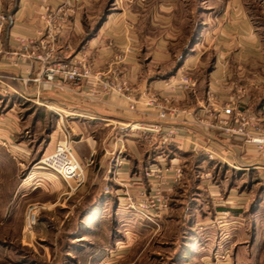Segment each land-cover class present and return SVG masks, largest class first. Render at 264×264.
Listing matches in <instances>:
<instances>
[{
	"label": "crops",
	"instance_id": "obj_1",
	"mask_svg": "<svg viewBox=\"0 0 264 264\" xmlns=\"http://www.w3.org/2000/svg\"><path fill=\"white\" fill-rule=\"evenodd\" d=\"M93 1L49 0V6L53 8L62 3H68L69 7L67 16L57 21L61 23V29L53 40L40 16L45 13L42 12L43 0H0V13L8 17L0 35V93L10 95L11 99H24L26 103L38 105L45 113L37 121L50 123V119L55 117L58 124L50 141L53 137L56 139L52 149L49 151L47 148L44 154L54 150L61 138L60 127L64 120L73 133L74 152L86 164L85 183L70 193L69 197L66 196L67 192L63 194L61 202L62 206H66L65 203L71 199L70 212L72 215L73 211L75 215L78 214V222L72 228V233L78 236L77 233L90 227L96 217L105 214L107 208L113 207L118 199L122 200L124 185L129 186L133 196H138L141 191L150 192L151 187L144 174L148 167L164 163L165 168H169L168 174H172L175 163L184 169L183 154L207 155L202 150L194 149V144L198 142L215 151V161L226 163L231 168L255 169L264 175V153L257 151L251 144H245L241 137L201 131L190 122H168L164 123V128L178 126L182 129V136L175 138L172 143H164L163 134L136 128L140 124L152 126L157 122V116L151 108L139 104L136 111H129L128 101L116 93L89 99L76 91L78 87L83 88V83L43 89L32 81L44 73L46 66L68 61L79 53L69 50L71 42L79 41L83 31L81 13L76 12L75 8L78 5V8L86 9L87 12ZM257 1L129 0L123 11L107 18V29L102 41L96 39L97 49L87 54L98 68L107 69L113 55L124 53L125 61L118 64L120 73L132 78L138 89L157 90L167 87L166 79L142 75L144 71L154 64L166 62L179 41H209L217 56L209 88L224 89L228 83L227 72L231 77L233 70L253 71L259 67L257 87L251 85L254 89L246 93L244 102L264 117V95H261L259 102L253 91L264 88V22L258 21L251 3L256 4ZM19 36L33 40L27 51L18 43ZM13 59L17 63L12 62ZM248 79L251 81V78ZM198 91L199 88L196 93L190 92L189 95L187 92L179 96L175 104L182 108H199L202 102H207V97L206 94L199 95ZM255 101L259 102L258 105H255ZM18 109L14 101L4 115L11 116V121L16 122L19 116L15 112ZM15 143L22 159L18 164L24 166L34 154V148L18 141L17 137ZM170 151H176V155H171ZM34 173L33 170L23 177V184L31 183ZM50 174L58 179L54 185L60 190L61 178L53 171ZM183 177L186 178V175ZM41 179V182H35L32 190L44 182ZM182 181L173 189H165L168 198L176 196ZM105 187L109 188L108 192L104 190ZM56 189L53 187V192H57ZM61 196L57 202L61 201ZM114 211L119 214L122 209L114 208Z\"/></svg>",
	"mask_w": 264,
	"mask_h": 264
},
{
	"label": "rangeland",
	"instance_id": "obj_2",
	"mask_svg": "<svg viewBox=\"0 0 264 264\" xmlns=\"http://www.w3.org/2000/svg\"><path fill=\"white\" fill-rule=\"evenodd\" d=\"M48 2H42V12L46 11ZM127 2L94 0L91 9H87L89 12L77 5L75 11L81 13L83 31L79 41L71 42L70 52L96 50L98 43L94 41H102L107 29L105 21L123 11ZM251 3L258 21L264 22V1ZM57 8L62 9L60 15L67 16L68 3L56 8L49 6L50 10ZM214 53L209 41L182 40L166 62L150 66L142 75L166 79L168 83L170 78L188 73L198 81L199 95L208 97L212 90L224 101L240 95L242 105L246 106V93L257 87L259 67L253 71L233 70L231 77L227 72L224 89L209 88L217 62ZM262 89L253 90L258 101L264 95ZM14 101L19 107L15 112L19 116L16 122L4 115ZM25 101L0 93V113H3L0 115L5 118L2 123L10 122L17 130L14 136L9 135L12 144H6L5 133L0 132L3 137L0 139V264H264L263 173L231 168L207 155V161L196 164L192 175L193 158L183 154V160L188 159L189 170L184 173L182 189L168 198L169 209L162 217L149 220L140 216L138 210L120 204L118 199L105 214L95 218L92 227L83 228L76 236L72 228L78 222V214L70 212L71 199L66 206L61 205L63 194L70 192L68 185L61 178L60 190L56 189L54 183L58 179L39 163L47 148L50 151L53 147L56 138L50 141V137L58 123L54 116L50 123L37 121L45 112ZM16 137L35 151L24 166L18 164L22 159L15 147ZM170 152L174 155L176 151ZM33 170L31 183L23 184V177ZM41 178L44 182L32 190ZM53 187L57 192H53ZM104 190L108 192L109 188ZM61 194V201L57 202ZM31 205L37 206L36 222L28 228L27 211ZM114 208L122 211L115 213Z\"/></svg>",
	"mask_w": 264,
	"mask_h": 264
},
{
	"label": "built area",
	"instance_id": "obj_3",
	"mask_svg": "<svg viewBox=\"0 0 264 264\" xmlns=\"http://www.w3.org/2000/svg\"><path fill=\"white\" fill-rule=\"evenodd\" d=\"M47 3V0H43ZM61 8L50 10L46 5V11L41 15L44 28L47 30L51 39L61 29L58 19L65 16L60 15ZM59 14V16H57ZM8 17L0 13V35L4 31ZM65 19H63L64 21ZM18 43L23 50L27 51L33 42L31 38L18 37ZM1 46V40H0ZM26 56V54H23ZM125 54L113 55L110 66L107 69L98 68L87 53L79 52L75 57L68 61L56 62L46 66L44 73L32 79L39 87L52 89L57 86L84 84L83 88L76 91L88 97L97 99L102 95L116 93L123 96L128 101V110L136 111L141 104L146 108L154 110L157 122L152 126L144 124L137 125V129L144 132L163 134L164 143H172L175 138L182 136V129L173 126L169 129L164 128V123H192L193 126L205 132H220L228 136L241 137L245 144L253 145L257 151L264 153V117L256 113L250 107L242 105L240 95L231 96L225 101L220 99L215 93L209 90L207 102H202L199 108H182L175 104L179 96L187 92L196 93L198 81L188 73H180L170 78L167 87L164 89L149 90L138 89L134 81L129 76L120 73L118 64L125 61ZM14 63L17 60L13 59ZM244 104V103H243ZM60 115V113H58ZM191 117V119L189 118ZM5 120L0 115V132L5 133V143L12 144L10 136L17 132L15 125L10 122L2 123ZM134 128V127H131ZM61 138L58 140L54 150L43 155L39 160L42 167L55 172L62 178L69 187L70 193L83 186L86 179L85 163H82L76 156L73 147V133L66 125L64 120L60 127ZM3 137L0 135V139ZM10 142H9V141ZM13 148L14 146H10ZM195 150L204 151L210 159H216L213 149L204 143L194 144ZM91 163V161H88ZM169 168H165L164 163L155 167H148L144 174L148 179L151 190L146 193L141 191L138 196L129 192V186L124 185L125 192L120 204H126V208L138 210L140 216L154 221L162 217L169 209L168 197L165 189H173L178 185L184 176L183 167L175 163L172 174H168ZM37 206L31 205L27 211L28 228L36 222Z\"/></svg>",
	"mask_w": 264,
	"mask_h": 264
},
{
	"label": "trees",
	"instance_id": "obj_4",
	"mask_svg": "<svg viewBox=\"0 0 264 264\" xmlns=\"http://www.w3.org/2000/svg\"><path fill=\"white\" fill-rule=\"evenodd\" d=\"M187 155L190 156V158H193L190 167H191L192 175H194V169H196V168H197L196 166H198V165H196V164H199V163L201 164L202 162L207 161V159H206V157H205V155H204L203 153L187 154ZM205 159H206V160H205ZM208 162H209V161H208ZM184 163H185L184 168H185V171H186V170H187V165H189V164H188V159L186 160V162L184 161ZM183 170H184V169H183ZM188 170H189V169H188ZM188 170H187V171H188ZM183 178H184V177H183ZM183 178H182V180H183ZM184 181H185V180H184ZM184 181H182V182H184ZM182 187H183V186H181V188L178 189V191L181 190Z\"/></svg>",
	"mask_w": 264,
	"mask_h": 264
}]
</instances>
